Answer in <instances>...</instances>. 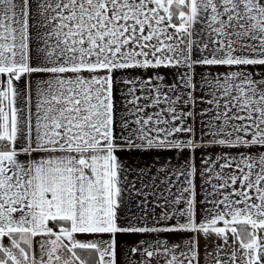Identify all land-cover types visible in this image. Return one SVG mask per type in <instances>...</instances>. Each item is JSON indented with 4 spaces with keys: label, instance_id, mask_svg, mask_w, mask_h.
I'll list each match as a JSON object with an SVG mask.
<instances>
[{
    "label": "snow or ice",
    "instance_id": "snow-or-ice-1",
    "mask_svg": "<svg viewBox=\"0 0 264 264\" xmlns=\"http://www.w3.org/2000/svg\"><path fill=\"white\" fill-rule=\"evenodd\" d=\"M209 260L264 264V0H0V264Z\"/></svg>",
    "mask_w": 264,
    "mask_h": 264
},
{
    "label": "crops",
    "instance_id": "crops-1",
    "mask_svg": "<svg viewBox=\"0 0 264 264\" xmlns=\"http://www.w3.org/2000/svg\"><path fill=\"white\" fill-rule=\"evenodd\" d=\"M158 155L156 153H151V154H140V153H133L132 156L129 159V163L134 164V166L136 167H147L149 165H152L154 162V157ZM164 155H171V154H164ZM162 156H161V160H162ZM157 165L159 162H156ZM127 239V238H124ZM131 239L135 240V239H139V237H132ZM202 248H203V244H202ZM209 264H212V261L209 260Z\"/></svg>",
    "mask_w": 264,
    "mask_h": 264
}]
</instances>
